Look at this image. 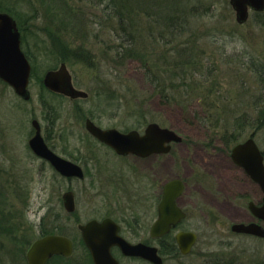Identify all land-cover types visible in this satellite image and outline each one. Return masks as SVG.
Returning <instances> with one entry per match:
<instances>
[{"label":"rangeland","instance_id":"rangeland-1","mask_svg":"<svg viewBox=\"0 0 264 264\" xmlns=\"http://www.w3.org/2000/svg\"><path fill=\"white\" fill-rule=\"evenodd\" d=\"M13 1L20 22L26 20L21 49L31 73L28 100L0 80V264H25L40 231L74 238L81 247L77 224L106 216L136 231L140 224L142 232H125V238L147 241L144 230L155 217L156 202L147 200L156 190L152 180L175 178L185 183L180 203L189 212L181 227L198 238L187 256L160 242L162 264H264V241L230 231L246 221L247 200L234 192L248 181L227 158L251 135L264 151V11L249 10L238 24L229 0ZM121 17L140 44L126 64L113 59ZM140 57L171 87L151 89ZM60 64L86 99L45 88L44 74ZM86 119L121 133L155 123L180 142L158 165L145 160L143 184L133 185L128 170L136 163L100 147L85 130ZM33 120L49 149L81 166L83 179L65 180L32 156ZM67 191L75 203L70 213L62 206ZM82 256L76 249L72 260L49 264H81Z\"/></svg>","mask_w":264,"mask_h":264},{"label":"water","instance_id":"water-1","mask_svg":"<svg viewBox=\"0 0 264 264\" xmlns=\"http://www.w3.org/2000/svg\"><path fill=\"white\" fill-rule=\"evenodd\" d=\"M235 13V21L242 24L247 21L249 10L253 12L264 11V0H229ZM7 23V24H6ZM31 66L20 48L19 32L12 19L0 15V80L12 88L14 93L24 100H28V83ZM43 85L53 93L68 97L72 100L86 99L87 93L73 86L71 76L65 64H60L56 70H49L44 74ZM34 135L29 140L32 153L47 161L53 170L63 177L83 178L81 168L69 160L56 155L45 144L39 123L31 122ZM85 130L101 143L112 148L118 155H136L146 157L152 154H165L169 152L171 142L178 143L180 138L172 130L161 128L155 123L148 124L142 135L137 131L121 133L116 129H101L93 121L86 119ZM231 158L244 167L249 176L260 185L264 191V170L261 164V155L252 139L231 149ZM183 186L179 180H171L164 185L161 201L158 206V217L150 229L153 238L162 237L172 227L184 218V213L176 206V199L180 196ZM66 212L74 211L72 192L62 196ZM252 208V207H251ZM253 209V208H252ZM264 218V205L259 208ZM82 241L88 249L94 264H118L112 257V247H118L127 257L142 258L151 264H162V258L157 254L155 247L143 243L130 244L119 236V226L111 219L101 221L89 220L78 227ZM230 231L235 234H246L264 238V230L256 224H232ZM181 254L189 253L195 242L192 233H178L175 236ZM72 252L71 241L62 236L49 235L36 240L29 247L26 258L28 264H45L53 255L69 256Z\"/></svg>","mask_w":264,"mask_h":264},{"label":"flooded vegetation","instance_id":"flooded-vegetation-1","mask_svg":"<svg viewBox=\"0 0 264 264\" xmlns=\"http://www.w3.org/2000/svg\"><path fill=\"white\" fill-rule=\"evenodd\" d=\"M254 13H259V12H254ZM0 15H5L7 16L8 18L12 19V21L15 23V26H16V29L18 30L19 32V37H20V47L22 46V43L24 42L23 40V31H24V24L26 23V20H23V24L20 22V20L18 19L19 17V13L15 11L14 9V1L13 0H8L7 2L4 1V0H0ZM24 15V14H23ZM7 24V23H6ZM85 123V121H84ZM94 123V122H93ZM95 124V123H94ZM96 125V124H95ZM97 126V125H96ZM99 127V126H98ZM85 128V127H84ZM101 128V127H100ZM102 129V128H101ZM145 129V128H144ZM144 129L142 131H139V130H130V131H137L140 135L143 134L144 132ZM105 130V129H103ZM40 131H41V128H40ZM129 132V131H128ZM123 133H127V132H123ZM88 135L93 138V140L100 146V147H104L105 149H107L114 157L120 159V160H124V159H130V161L133 163L135 162L136 164H133L135 167H133L132 169L128 170L129 171V177L130 178H133V180H131V184L133 185H139V184H143V162L145 160H152V162H155L159 163V159L162 155H165V154H169V152L171 151L172 149V144H176L174 142H171L169 145L170 149H169V152L168 153H165V154H152V155H149V156H146V157H139V156H136V155H132V154H129V155H118L115 153V151L110 148L109 146L101 143L100 141H98L96 138H94L93 136H91L89 133ZM32 138L29 137L28 138V141H27V146H28V150L29 152L32 154V156L36 159V160H40L41 162H43L42 164H48L47 161L35 156L30 147H29V140ZM248 139H252L254 141V144L255 146L257 147L258 151H259V154L261 155V164H262V167H263V170H264V151L260 150L259 147L257 146V144L255 143V140H254V137L253 135L249 136L246 140ZM44 140V139H43ZM246 140L242 141V142H239V143H236L235 145H238V144H242L244 143ZM45 142V141H44ZM46 144V142H45ZM47 145V144H46ZM234 145V146H235ZM233 146V147H234ZM48 147V145H47ZM232 147V148H233ZM231 148V149H232ZM231 149L228 151V154L227 155V158H228V161H229V166L230 167H233L235 168L238 172H240L245 178L246 180L248 181L247 184L243 185V184H240L238 183L237 186L239 189H242L241 192H234V195H236V197H240L241 198H244L245 200H247L246 202V210H242V213L245 214V217H246V221L242 222V223H238V224H256L258 225L262 230H264V218H262L263 214L262 212H260L258 215H256L254 212H257L259 208L263 207L264 205V191L261 189L260 185L257 184L250 176L249 174L246 172L245 168L240 166L239 164L235 163L233 161V159L231 158ZM74 163V162H72ZM76 164V163H74ZM78 165L80 168L81 166L79 164H76ZM82 172H83V178H84V171L83 169L81 168ZM148 174L151 173V175H155L156 174V171H155V166H151V168H149V172H147ZM158 173V172H157ZM65 180H68V181H71L73 179H79V178H76V177H63ZM82 178V179H83ZM127 180L129 181V179L127 178ZM171 180H179L181 181L182 183V186H183V189H182V192L180 194V196L176 199V206L179 208V210H181V212L184 213V218H182L176 225L175 227H172L170 229V231L168 233H166L165 235H163L162 237H158V238H153L151 237L150 235V229H151V226L153 225V223L156 221L157 217H158V206H159V203L161 201V197H162V193H163V188H164V185L166 183H168L169 181ZM171 180H168L166 182H164L163 184H160L158 183V181L156 183H154V179L152 180V183L150 185L151 188H155V192L152 193L153 195L152 196H148V199L147 200H151L153 202H156L155 204V207L153 208V211H154V219L152 220V222L149 224V226H147L146 230H144L145 234L148 236V240L147 241H141V242H136V243H143L147 246H150V247H155L157 249V254L162 258V262H163V257H162V248H165L163 247L164 245H161L160 242L162 241H166V247L168 249H170V251L168 252H171V250H173V252H175L177 255H181V256H187L191 253L193 247L195 246L196 242H197V235L189 230V229H184L181 227V224L188 218V215H189V212L188 210H186V205H182L180 203V198L184 192V188H185V183L179 179V178H175V179H171ZM244 188V189H243ZM67 192H70V191H67ZM73 194V193H72ZM134 196H135V193H134ZM73 202H74V197H73ZM153 205V204H152ZM62 206H63V200H62ZM74 206H75V203H74ZM253 209H252V208ZM64 208V207H63ZM73 214V213H72ZM111 219L112 221H114L118 226H119V236L122 237L124 240H126L127 242H129L130 244H136L134 242H130L128 241L126 238H125V232H134V233H139L140 231L142 232L143 231V228H141V225L138 224L136 228L137 231L135 230V228H127L126 224L124 222H120L118 220H115L111 217H104L102 219H93V220H97V221H101L103 219ZM125 224V226H124ZM236 224V223H235ZM80 224H77V230H78V233H79V237H80V242H81V247L77 246L76 245V241H74V238L71 239V238H68L64 235H58V234H50V233H47V232H44V231H40V237L38 239H41L42 237L44 236H49V235H56V236H62V237H65L67 239H69L71 241V244H72V252L69 256H63V255H53L51 256L45 264H49V262H51L52 260H55L57 259L58 261L60 262H64V261H69V260H72L74 257H75V250L76 249H80L82 251V260H83V263L81 264H94L93 263V260H92V257L88 251V249L85 247L83 241H82V238H81V234H80V231L78 229ZM231 227V226H230ZM126 229V230H125ZM192 233L195 235V242L194 244L192 245L190 251L188 254L186 255H183L180 253L179 251V248H178V245L176 243V240H175V236L178 234V233ZM235 234V233H234ZM235 235H240V236H248L254 240H258V241H264V238H261V237H257V236H252V235H246V234H235ZM36 239V240H38ZM167 239V240H166ZM172 241H170V240ZM36 240L32 241L30 244H28V248L26 249L25 253H24V260H25V264H28L27 262V258H26V254H27V251L29 249V247L32 245L33 242H35ZM164 241V242H165ZM161 246V247H160ZM172 248V249H171ZM112 257L117 261L118 264H122V261H140V262H144V263H147V264H151L150 262L148 261H145L144 259L142 258H137V257H127V256H124L120 250L118 249V247H112L111 248V251H110ZM143 264V263H142Z\"/></svg>","mask_w":264,"mask_h":264},{"label":"trees","instance_id":"trees-1","mask_svg":"<svg viewBox=\"0 0 264 264\" xmlns=\"http://www.w3.org/2000/svg\"><path fill=\"white\" fill-rule=\"evenodd\" d=\"M124 22H126V21L123 20V18L121 17L119 19V22L117 23V25L120 27L119 29H116L117 30L116 32H117L118 37H119L118 39L120 40V43H119L120 46L117 47L115 55L113 56V59L115 60V58H116L117 60H120L123 64H126L127 61L130 60V58L136 57V54L138 52L137 48H138V45L140 46V44L134 36V31L132 29H127L128 26L133 27V25L132 24H125V26H124ZM130 23H133V22H130ZM136 59H139L140 62L142 61V66L144 69L145 78H146V81L148 82V86L151 89L153 88L154 91L160 93L161 92L160 90H162L161 89L162 86L167 88L171 85V82L169 83V80L167 81V80L158 78L157 71H161V70H159L158 67L155 66V64L145 63L144 60H142V57L136 58ZM160 66H164L165 71L168 70V67H170L165 62H163V65L160 63ZM262 74H263L262 81L264 82V73H262ZM165 82L169 83V84H166ZM165 97H167V96H165ZM170 241H172V240H170ZM171 252H173V250H171Z\"/></svg>","mask_w":264,"mask_h":264}]
</instances>
